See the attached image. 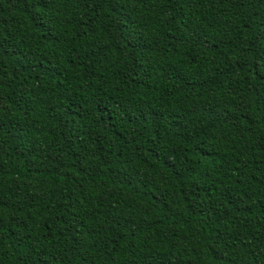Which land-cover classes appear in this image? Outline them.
<instances>
[{"label":"trees","instance_id":"1","mask_svg":"<svg viewBox=\"0 0 264 264\" xmlns=\"http://www.w3.org/2000/svg\"><path fill=\"white\" fill-rule=\"evenodd\" d=\"M0 264H264V0H0Z\"/></svg>","mask_w":264,"mask_h":264}]
</instances>
